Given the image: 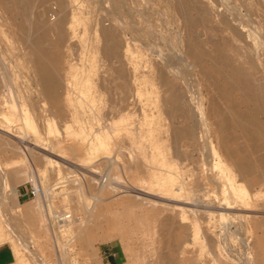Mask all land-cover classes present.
<instances>
[{"label":"rangeland","instance_id":"rangeland-1","mask_svg":"<svg viewBox=\"0 0 264 264\" xmlns=\"http://www.w3.org/2000/svg\"><path fill=\"white\" fill-rule=\"evenodd\" d=\"M0 205L13 264H264V0H0Z\"/></svg>","mask_w":264,"mask_h":264},{"label":"bare ground","instance_id":"bare-ground-1","mask_svg":"<svg viewBox=\"0 0 264 264\" xmlns=\"http://www.w3.org/2000/svg\"><path fill=\"white\" fill-rule=\"evenodd\" d=\"M198 101H199V100H198ZM199 104H200V103H199ZM199 104H198V105H199ZM201 107H202V106H200V107L198 106V110H199V111H202ZM201 119H202V121H203V123H204L205 120H206V117H205L204 115H202V116H201ZM132 126H133V125H132ZM204 127H205V126H204ZM204 131H205V130H204ZM121 133H122V132H121ZM133 135H134V134H133ZM125 137H126V136H125ZM135 137H136V136H135ZM135 137H134V138H135ZM203 137H204V139H205V143H206L205 148H206V147L208 146V140H207V137H206V136L203 135ZM132 138H133V137H132ZM134 138H133V139H134ZM129 139H130V138H129ZM131 141H132V140H131ZM131 141H130V143H131ZM133 141H134V140H133ZM138 141H139V140H138ZM139 142H140V141H139ZM139 142H138V144H139ZM135 143H136V141H135ZM133 144H134V143H133ZM138 144H134V145H138ZM137 164H138V163H137ZM207 164H208V163H207ZM142 165H143V164H142ZM146 165H147V164H146ZM143 166H144V165H143ZM207 166H208V165H207ZM139 167H140V165H139ZM208 167H209V166H208ZM83 168H85V167H83ZM129 168H130V167H129ZM140 168H142V166H141ZM87 169H88V168H87ZM76 171H77V170H76ZM89 171L92 172V170H89ZM211 172H212V170L210 171V173H211ZM80 173H82V172H80ZM70 175H71V174H70ZM153 175H154V174H153ZM214 175H215V172H214ZM88 176H89V175H88ZM154 176H155V175H154ZM212 176H213V175H212ZM212 176L210 175V177H212ZM84 179H85V178H84ZM154 179H155V177H154ZM215 179H216V177H215ZM31 181L35 184V188L39 191V195L37 196V198H38V199H41L43 202H45V200H46L45 198H48V197H49L48 190H47L46 188H45V189L42 188V185H41V183L39 182L40 180L38 181L37 179L31 178ZM109 181H111V180H109ZM109 181H107V183L110 184ZM110 185H112V184H110ZM121 185H122V183H121ZM108 186H109V185L106 184V183L101 184L98 192H99V193H100V192H101V193L104 192L106 189H108V188H107ZM112 186H113V185H112ZM128 187H129V186H128ZM219 187H220V186L218 185V189H219ZM118 188H119V187H118ZM118 188L116 189V190H117V193H122L124 189H123V190H120V188H119V189H118ZM112 189H113V188H112ZM216 189H217V188H216ZM145 190H146V189H145ZM149 191H150V190H149ZM149 191H148V192L146 191V193H149ZM113 192H114V191H113ZM143 192H145V191H143ZM215 192H217V190H216ZM156 193H157V192H156ZM114 194H115V193H114ZM151 194L154 195V194H153V191H152ZM151 194H150V195H151ZM158 194H159V193H158ZM132 195H134V194H132ZM159 195H160V194H159ZM98 196H99V194L96 195V198H97V199H95V197H94V198H92V200L97 201L98 198H99ZM160 196H161V195H160ZM115 197H116V196H115ZM135 197H136V196H135ZM149 197H150V196H149ZM37 198H36V199H37ZM107 198H109V197H107ZM121 198H122V197H121ZM137 198H138V197H137ZM137 198H136V199H137ZM41 200H40V204L42 203ZM99 200H100V199H99ZM101 200H102V199H101ZM117 200H119V199H117ZM123 200H125V199H123ZM127 200H128V199H127ZM144 200L146 201V198H145ZM151 200H152V199H151ZM161 200H162V199H161ZM94 201H93V202H94ZM111 201H112V200H111ZM113 201H114V200H113ZM128 201H129V200H128ZM128 201H127V202H128ZM148 201H149V200H148ZM152 201H153V200H152ZM155 201H156V200H155ZM159 201H160V200H159ZM166 201H167V200H166ZM193 201H194V200H193ZM218 201H219V200H218ZM37 202H38V201H37ZM73 202H74V201H73ZM78 202H79V200H78ZM97 202H98V201H97ZM105 202H106V201H105ZM120 202H121V200H120ZM150 202H151V201H150ZM153 202H154V201H153ZM194 202H195V201H194ZM50 203H51V202H50ZM108 203H109V202H108ZM121 203H122V202H121ZM121 203H120V204H121ZM190 203H192V202L189 201V200H186V201H185V204H189V205H190ZM196 203H197V202H196ZM219 203H220V206L225 204V203L222 202L221 200L219 201ZM40 204H39V205H40ZM46 204L48 205V203H45V205H46ZM106 204H107V203H106ZM123 204H124V203H123ZM125 204H126V203H125ZM148 204H149V203H147L146 206H147ZM45 205H44V206H45ZM102 205H103V204H102ZM110 205H112V204H110ZM118 205H119V204H118ZM118 205H117V206H118ZM127 205H128V203H127ZM204 205H206V204H204ZM0 206H1V205H0ZM120 206L123 207L122 205H120ZM137 206H138V205H137ZM161 206H163V205H161ZM184 206H185V205H184ZM194 206H196V208H197L198 205H194ZM220 206H218V207H220ZM39 207H41V208H40V210H41V209H42V206H39ZM39 207H38V208H39ZM46 207H47V206H46ZM133 207H134V206H133ZM158 207H159V206H158ZM36 208H37V207H36ZM49 208H50V206H49ZM113 208H114V207H113ZM128 208H129V205H128ZM131 208H132V205H131ZM134 208H135V207H134ZM134 208H133V209H134ZM138 208H140V207H138ZM152 208H153V207H152ZM160 208H161V207H160ZM160 208H159V209H160ZM162 208H163V207H162ZM207 208H208V207H207ZM220 208L224 209L223 207H220ZM106 209H107V208H106ZM119 209H120V208H119ZM121 209H122V208H121ZM133 209H131V210H133ZM135 209H136V208H135ZM144 209H145V207H144ZM146 209H147V208H146ZM249 209H250V208H249ZM40 210H39V211H40ZM46 210H47V208H46ZM104 210H105V209H104ZM108 210H109V209H108ZM139 210H140L139 212L141 213V210H142V209H139ZM152 210H153V209H152ZM157 210H158V209H157ZM166 210H167V208H166ZM216 210H217V209H216ZM245 210H248V209L246 208ZM1 211H2V210H1ZM36 211H37V209H36ZM110 211H111V210H110ZM115 211H117V210H115ZM120 211H122V210H120ZM123 211H124V210H123ZM133 211H134V210H133ZM142 211H143V210H142ZM160 211H161V210H160ZM169 211H170V210H168V212H169ZM194 211H195L194 213L197 215V214H198V211H197V210H194ZM42 212H43V211H42ZM146 212H147V211H146ZM150 212H152V211H150ZM161 212H162V211H161ZM163 212H164V211H163ZM36 213H37V212H36ZM43 213H44V212H43ZM118 213H119V212H118ZM120 213H121V212H120ZM129 213H130V212H128V214H129ZM135 213H136V212H135ZM142 213H143V212H142ZM147 213H149V212H147ZM67 214H68V213H66V214H62V215H61V216L63 217V219L66 220V221H64L65 223L67 222V219H68V218H71V217H72L71 215H67ZM105 214H107V213L105 212ZM121 214H123V216H125V213H121ZM128 214H127V216H128ZM130 214H131V213H130ZM130 214H129V215H130ZM153 214H155V212H154ZM156 214H157V213H156ZM156 214H155V215H156ZM36 215H37V214H36ZM38 215H39V214H38ZM38 215H37V216H38ZM111 215H112V214H111ZM137 215H139V213H138ZM137 215H136V216H137ZM142 215H143V214H142ZM145 215L148 216V214L144 213V220H145V218H146ZM162 215H163V214H162ZM218 215L221 216L222 214H218ZM225 215H226V214H225ZM39 216H40V215H39ZM139 216L141 217V215H139ZM149 216H150V215H149ZM151 216H153V215H151ZM157 216H158V215H157ZM220 216H219V217H220ZM222 216L224 217V215H222ZM40 217H41V220H40V223H39V224H41V222H42V225H43L44 221H47V220H44V218H42V216H40ZM129 217H130V216H129ZM129 217H128V219H131V218H129ZM131 217H135V216L132 215ZM140 217L137 218V221H139V222H140V220H138V219H139ZM142 217H143V216H142ZM153 217H154V216H153ZM196 217H198V216H196ZM223 217H220V218H221V219H220V221H221V225H223V222L225 221V220L223 219ZM36 218H37V217H36ZM125 218H126V217H124L123 219L126 220L127 218H126V219H125ZM148 218H149V217H148ZM148 218H146V219H148ZM156 218H157V217H156ZM123 219H122V220H123ZM38 220H39V219H38ZM134 220H135V218H134ZM153 220H154V218H153ZM36 221H37V220H36ZM128 221H129V220H128ZM141 221H142V220H141ZM147 221H149V219H148ZM124 222H125V221H124ZM129 222H130V221H129ZM145 222H146V221H145ZM152 222H153V221H152ZM152 222H151V223H152ZM154 222H156V221L154 220ZM154 222H153V223H154ZM45 223H46V222H45ZM146 223H148V222H146ZM153 223H152L151 225H153ZM126 224H127V223H126ZM126 224H124V226H123L122 223H121L120 225L126 230V228H125V227L127 226ZM135 224L138 225V223H135ZM141 224H142V223H141ZM143 224L145 225V223H143ZM143 224H142V225H143ZM155 224H156V223H155ZM44 225L46 226L47 224H44ZM44 225L42 226L43 228H44ZM125 225H126V226H125ZM40 226H41V225H40ZM128 226H129V223H128ZM147 226H148V225L146 224V228H148ZM153 226H154V225H153ZM153 226H151V227L153 228ZM132 227H133V226H132ZM135 227H137V226H135ZM138 227H139V225H138ZM151 227H150V228H151ZM161 227H163V226H161ZM161 227H160V228H161ZM123 228H122V229H123ZM127 228H128V227H127ZM133 228H134V227H133ZM141 228H142V227H141ZM155 228H156V227H155ZM197 228H198V227H197ZM129 229H130V228H129ZM136 229H137V228H136ZM195 229H196V228H195ZM45 230H46V229H45ZM132 230H133V229H132ZM132 230H131V231H132ZM140 230H141V229H139V231H140ZM146 230H147V229H146ZM146 230H145V231H146ZM149 230H150V229H149ZM149 230H148L147 232H150ZM151 230H152V229H151ZM160 230H161V229H160ZM162 230H163V229H162ZM162 230H161V231H162ZM198 230H200V229H198ZM46 231H47V230H46ZM128 231H129V230H128ZM152 231H153V230H152ZM152 231H151V232H152ZM47 232H48V231H47ZM121 232H122V231H121ZM136 232L138 233L137 230H136ZM153 232H154V231H153ZM165 232H167V231H165ZM124 233H126V231H124ZM131 233H135V232L132 231ZM154 233H155V232H154ZM154 233H153V234H154ZM196 233H197V231H195V234H196ZM128 234H129V232L127 233V235H128ZM135 234H136V233H135ZM155 234H157V233H155ZM195 234H193V235L195 236ZM132 235H133V234H132ZM132 235H131V236H132ZM142 235H144V234H142ZM193 235H192V234H191L190 236L188 235V238H187L186 240H188V239L191 240V239L194 237ZM197 235H198V234H196V236H197ZM131 236H130V237H131ZM144 236H145V235H144ZM146 236H147V235H146ZM196 236H195L194 238H196ZM147 237H149V236H147ZM189 237H191V238H189ZM198 237H199V235L197 236V238H198ZM142 238L144 239L143 236L141 237V239H142ZM185 238H186V237H185ZM194 238H193V240H196V241H192V240H191V244H192V243L194 244V243L196 242V243H195V245H196V244H198L197 241L199 242V239H200V242L203 240V239L200 238V237L198 238V240H197V238H196V239H194ZM129 239H130V238H129ZM139 239H140V238H139ZM146 239H147V238H146ZM148 239H149V238H148ZM201 239H202V240H201ZM151 240H152V239H151ZM138 241H139V240H138ZM203 241H204V240H203ZM203 241H202V242H203ZM25 242H26V241H25L24 239H19V240H17V242H15V244H14V248H15V249H18V251H20L21 249H22L21 251H25V250L27 251V245H26ZM143 242H144V241H143ZM145 242H146V241H145ZM188 242H189V241H187V245L189 244ZM200 242H199V243H200ZM204 242H205L204 245L206 246V244H207L206 242H207V241H204ZM204 242H203V243H204ZM149 243H151V242H149ZM152 243H153V241H152ZM152 243H151V245H152ZM203 243H202V244H203ZM202 244L200 243V245H202ZM143 245H144V244H143ZM145 245H146V244H145ZM151 245L149 244V246H151ZM189 245H190V244H189ZM134 246H136V245H134ZM197 246H199V245H197ZM197 246H196V247H197ZM143 247H144V246H142V249H143ZM132 249L134 250L133 247H132ZM147 249H148V248H147ZM124 250H125V251H126V250L128 251L129 249H128V247H127V248H125ZM143 250H144V249H143ZM131 251H132V250H131ZM137 253H138V251H137ZM140 254H141V253H140ZM189 255H190V254H189ZM191 255H192V254H191ZM136 257H137V254H136ZM132 258H133V259H132ZM133 260H134V257H130L129 264H135V263L133 262Z\"/></svg>","mask_w":264,"mask_h":264},{"label":"crops","instance_id":"crops-1","mask_svg":"<svg viewBox=\"0 0 264 264\" xmlns=\"http://www.w3.org/2000/svg\"><path fill=\"white\" fill-rule=\"evenodd\" d=\"M24 194L21 196L23 197ZM118 256L112 253H104V264H116ZM14 252L10 247H0V264H13Z\"/></svg>","mask_w":264,"mask_h":264},{"label":"built area","instance_id":"built-area-1","mask_svg":"<svg viewBox=\"0 0 264 264\" xmlns=\"http://www.w3.org/2000/svg\"><path fill=\"white\" fill-rule=\"evenodd\" d=\"M39 195V191L33 186L30 190L26 191L23 195V197H33V198H37V196ZM57 221H65V219H63V217H56Z\"/></svg>","mask_w":264,"mask_h":264}]
</instances>
